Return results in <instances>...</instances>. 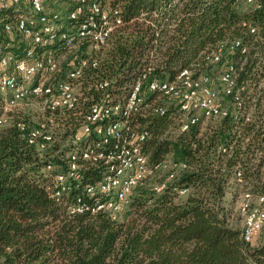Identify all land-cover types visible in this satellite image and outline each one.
<instances>
[{"label":"trees","instance_id":"trees-1","mask_svg":"<svg viewBox=\"0 0 264 264\" xmlns=\"http://www.w3.org/2000/svg\"><path fill=\"white\" fill-rule=\"evenodd\" d=\"M63 1L69 8L80 2ZM251 1L109 0L122 25L106 46L91 52L97 67L79 80L77 109L5 114L0 127V264H264V233L247 243L231 223L242 192L264 195V0ZM11 14L1 13L0 20H11ZM14 33L21 37L14 31L3 35V47L20 60L26 44L16 47ZM234 39L246 51H225L223 62L235 64L237 87L243 88L241 107L226 98L230 116L201 118L180 132L177 108L159 98L166 114L146 110L134 124L148 132L143 150L151 167L168 168L153 169L114 219L106 213L69 215L68 206L77 198L91 201L83 187L104 176L103 165L85 163L81 179L69 182L67 193L54 197L47 190L66 170V156L88 106L106 96L111 103L122 102L148 68V80H172ZM56 54L64 55V76L72 54L64 49ZM219 69L207 72L215 75ZM101 80L110 82L106 91L95 89ZM155 97L146 94V102ZM49 116L53 140L40 151L28 145L18 124L38 127ZM237 171L243 186L236 181ZM161 183L165 189L157 194L153 187ZM180 190L187 191L181 195Z\"/></svg>","mask_w":264,"mask_h":264},{"label":"built area","instance_id":"built-area-1","mask_svg":"<svg viewBox=\"0 0 264 264\" xmlns=\"http://www.w3.org/2000/svg\"><path fill=\"white\" fill-rule=\"evenodd\" d=\"M68 6L63 0H0V14L12 11L11 20H0V127L6 121L5 114L13 112L22 101L39 100L42 108L51 114L77 109L82 97L79 80L86 70L97 67L90 54L106 46L122 25V19L119 10L109 5V0L103 3L80 0ZM5 17L8 16L5 14ZM13 31L26 44L20 60L3 47L2 36L11 35ZM249 32L255 30L249 27ZM60 49L72 54L64 76L60 65L64 55L56 54ZM225 51L245 53L246 48L240 39L221 43L216 51L206 54L190 68L180 70L172 80H148V73L152 71L148 68L122 102L111 103L106 96L88 106L74 135L73 147L66 156V170L56 175L47 190L54 197L67 193V184L81 179L85 163L103 165L104 176L93 185L83 187L91 201L77 198L68 206L69 215L106 213L114 219L127 207L134 189L148 179L152 170L164 167L162 164L151 167L143 150L148 132L134 124L146 110L157 116L166 114L167 108L158 103L159 98L177 108L180 132L188 131L201 118L230 116L226 98L233 99L234 107H241L243 88L237 87L234 62H223ZM217 66L220 69L215 75L207 72ZM109 87L108 80L95 85L100 91ZM148 93L156 94L149 103L146 102ZM244 121L248 123L250 115L244 116ZM52 124L53 118L49 116L38 127L28 128L19 123L18 128L28 145L42 151L53 140L49 128ZM222 152L226 153L224 149ZM235 177L241 186L245 185L241 171H237ZM164 189L165 183L153 187L157 194ZM239 211L243 218L242 240L259 241L264 233V195L245 190L239 197Z\"/></svg>","mask_w":264,"mask_h":264},{"label":"rangeland","instance_id":"rangeland-1","mask_svg":"<svg viewBox=\"0 0 264 264\" xmlns=\"http://www.w3.org/2000/svg\"><path fill=\"white\" fill-rule=\"evenodd\" d=\"M12 40H14L15 46L18 47L20 45H25V42H23V39L21 37L16 36L15 33L11 37ZM223 58H227V53H223ZM42 110V104L41 101L39 100H30V101H22L20 102L17 107L13 110V112H17L20 116H27V115H33L36 113H40ZM31 118V117H30ZM169 164H165L163 169L168 168ZM233 208V207H232ZM234 212L232 213L233 218L231 220V223L241 229L243 226V218L240 216V211H239V202L234 206L232 209Z\"/></svg>","mask_w":264,"mask_h":264}]
</instances>
